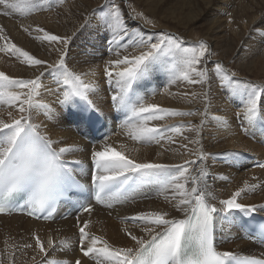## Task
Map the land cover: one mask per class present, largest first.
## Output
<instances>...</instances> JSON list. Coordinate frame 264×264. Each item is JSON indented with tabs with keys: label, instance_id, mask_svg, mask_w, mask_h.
Masks as SVG:
<instances>
[{
	"label": "snow or ice",
	"instance_id": "obj_1",
	"mask_svg": "<svg viewBox=\"0 0 264 264\" xmlns=\"http://www.w3.org/2000/svg\"><path fill=\"white\" fill-rule=\"evenodd\" d=\"M0 5L17 11L25 5L44 10L42 6L33 4L32 0H0ZM141 15L137 13L133 18ZM97 23L98 28L107 34L103 39L108 44L109 51L116 50L117 58L105 61L104 74L108 82H114L116 86V91L111 95V103L117 112L123 113L122 125L132 126V131L128 133L132 139L145 144L159 143L165 139L174 142L165 133H179L182 126L168 129L150 126V121L162 120L166 116L196 115L148 103L137 93L136 89L140 84L166 65H170L167 69L170 83L183 80L190 84L210 85L214 75L220 81V86L228 89L229 95L239 99L241 108L237 112V118L242 123L246 121L249 126L259 125L264 129V84L241 81L236 78L235 72L230 73L220 62L209 68L207 63L213 53L206 41L185 45L181 37L160 33L154 37L153 42L152 37L145 38L128 30L121 8L115 3L101 9ZM2 31L0 28V32ZM36 31L43 33L44 40L61 45L57 49L59 59L56 62L48 63L38 59L14 43L6 44L0 51L19 54L23 58L22 62L29 66L47 65L45 72L57 85L63 86L57 103L69 110L71 123L78 128L102 124L104 113L90 98L96 95L99 85L94 80L85 82L83 79L85 75L94 77L96 72L77 73L68 66L70 43L76 37H62L44 29ZM0 39L6 38L0 36ZM122 48L125 51L128 48L140 51L138 54L121 56L119 50ZM83 55L89 54L85 52ZM201 64L204 67H199ZM45 72L34 79H16L0 72V101L16 108L19 113L11 122L0 119V214L20 211L36 218L43 214V218L48 220L54 217L57 206L61 202L71 201L73 195L88 193L97 203L112 207L114 203L126 199V192L136 181L157 183L165 190L171 188L179 195L176 208L183 213L182 218L169 217L163 211L142 212L127 218L138 224L149 239L132 235L125 228L124 231L137 246L121 248L113 247L102 237L86 231L90 222L85 221L79 227V246L83 256L94 259L96 264H264V258L218 251L215 244L217 230L223 231L226 226L236 223L239 219L236 213L250 215L256 212L257 205L238 202L242 193L255 190L256 186L249 185L247 181L243 188L237 189L228 199L219 200L218 204L211 203L216 197L204 183L208 175L205 168H198L197 174L189 177L187 165L196 164V160L185 161L183 165L137 162L108 144L105 137L103 146L91 152L93 172L90 185L81 183L77 179L76 166L82 168L83 162L66 158L80 149L75 146L56 147L60 141L51 139L46 132L41 131L40 124L33 122L34 112L41 108L49 119L57 116L51 105L41 104L36 99L43 87L41 77ZM204 100L205 113L201 115H206L211 102L208 92L204 93ZM64 119L61 115L57 126ZM221 123L226 124L227 121ZM203 124L202 120L200 125H193L190 130L199 134ZM194 142L199 143V140ZM183 147L187 148V145ZM206 156L201 150L197 159L203 162ZM258 166L264 168V164ZM173 169L176 171L173 172ZM189 179L192 187L187 189ZM76 203H80L79 200ZM81 207L84 212H91L90 205ZM242 226L249 227V224ZM256 238L264 243V227L258 230ZM47 243L50 248L54 245L51 238ZM59 244L63 248L69 242L61 240ZM36 246L40 253L47 256V250L38 237ZM75 264H81V261L77 259Z\"/></svg>",
	"mask_w": 264,
	"mask_h": 264
},
{
	"label": "bare ground",
	"instance_id": "obj_2",
	"mask_svg": "<svg viewBox=\"0 0 264 264\" xmlns=\"http://www.w3.org/2000/svg\"><path fill=\"white\" fill-rule=\"evenodd\" d=\"M169 1L183 5L184 2L189 0ZM109 2L110 0H104L103 5L107 6ZM32 3L42 6L44 10H40V7L25 5L17 11L19 13L17 23L10 22L8 16L1 13L6 8L4 5H0V28L3 29L0 36L6 38L0 39V48H4L8 43H14L17 47L29 52L38 59L54 63L59 59L57 49L61 45L44 40L43 33L36 31V29H44L50 34L62 37H76L70 43V46L79 41L80 37L82 39L84 37L85 43L82 42L88 45L85 50L89 55L82 57L87 62H72V66L69 68L77 73L96 72L94 77L85 75L83 79L85 82L94 80L99 85L96 95L90 98L95 101L106 116L104 131L108 133L106 140L108 144L137 162L183 165L185 161L196 160V164L187 165L189 167V177L196 175L198 168H205L208 175L204 183L207 184L208 190L216 197V200L210 201L211 203L218 204L219 200L228 199L237 189L243 188L244 182L247 181L249 185L256 186L255 190L242 193L241 197L238 198V202L245 205H257L255 213H264V207H259L264 205V168L257 165L264 164V129L259 125L249 126L246 121L242 123L241 119L237 118V112L241 108L239 99L229 95L228 89L221 87L220 81L214 75L210 85L190 84L183 80L170 83L167 70L170 65L157 69L147 81L137 87V93L143 96L148 103L157 104L162 108L177 109L181 112H192L196 115L166 116L162 120L150 121V126H160L168 129L182 126L179 133L175 131L165 133L174 142L165 139L159 143L145 144L134 140L128 134L132 131V126L122 125L121 120L124 119V115L118 113L111 103V95L116 91V86L114 82L111 85L108 84L104 68L105 61L116 59L117 56L115 49L109 51V46H102V39H96V37H99L97 17H99L100 12L95 15L94 22L92 21L93 25L87 26L78 22V18L75 20L76 10L75 5L72 4L73 2L32 0ZM116 3L121 8L128 30L139 33L145 38L152 37L153 42H155L154 37L157 35L152 31L159 29L161 33L181 37L185 41V45H189L195 41L194 37H191L195 32L194 30L197 27H205L190 24L187 26L172 25L171 28H167L162 22V20H166L165 16L158 15L159 11L151 6L148 8V12L152 17L151 26H149L140 22L139 19L133 18V13L124 0H118ZM191 4L201 5L209 10L211 14L216 9L228 10L232 14V23L235 28L233 33L241 26L246 34L252 33L251 28L254 25L259 21L264 22V0H232L220 6L217 5V0H194ZM260 7L262 8L261 15L254 16ZM97 8L99 6L94 5L90 7V10L94 11ZM171 20L173 22L172 18L167 19V21ZM205 28L208 31L205 33L206 41L210 45H215L218 31L222 28L221 21L214 20L211 27ZM255 39L257 42L241 43L239 48L231 51L229 57L217 59L213 53L207 66L212 68L214 63L220 62L230 73L235 72L237 79L254 84H264V40L260 36H255ZM119 51L123 56L125 54H138L140 49L128 48L125 51L122 48ZM103 54H109L110 56L102 59L104 62L102 67L92 63H98ZM22 60L23 58L19 54L0 51V72L16 79H34L40 76L41 72H45L47 68L46 64L29 66ZM75 60L73 59V61ZM86 64L87 69L83 72L81 67ZM199 67H204V65L201 64ZM210 75L212 74L210 73ZM41 79L43 87L36 99L41 104L51 105L57 116L55 119H49L45 110L41 108L38 112H34L33 122L40 124L41 131L46 132L51 139L60 141V144L56 147L75 146L80 149L66 158L82 161V168L76 166L78 168L77 175L90 182L92 175L91 152L99 150L105 140L94 143L88 140L90 136L88 127L78 128L74 123H71L72 117L69 115V110L62 108L57 103L58 99L61 98L63 86L57 85L47 72ZM205 92L209 93L211 102L208 105L206 115H201V113H205ZM9 113H11V116ZM61 115L65 119L57 126ZM18 116L19 113L16 108L0 101V119L11 122L13 117ZM202 120L204 124L199 134L190 130L193 125H200ZM221 121H227V123L222 124ZM197 140H199V143L194 142ZM184 145H187V148H184ZM201 150L207 154L203 162L197 159ZM239 150L241 151L238 152ZM172 171L175 172L176 170L173 169ZM191 187L192 183L189 179L186 188L190 189ZM178 202L179 195L174 193L171 188L165 190L161 184L145 183L138 180L127 191L126 199L123 202L114 203L112 207H107L106 204L96 205L91 209V212H86L80 217L56 219L54 222L35 220L24 214H0V218L7 220L4 223L6 230L18 234L21 240L31 237V248L40 254L43 264H49V262H53V264H74L77 259L81 261V264H96L94 259L84 257L80 251L79 227H82L85 221L90 222L86 231L92 235L102 237L113 247H136L135 241L124 231L125 228L137 237L149 239V236L141 231L138 224L127 218L134 217L138 213L152 211H163L167 212L169 217L182 218L183 213L177 211L176 208ZM37 237L47 250V256L39 252L36 246ZM49 238L54 242L51 248L47 243ZM61 240H67L69 242L68 246L62 248L59 244ZM215 244L220 251L229 250L240 255L264 258V243L248 235L241 228L238 220L231 226H226L223 231L217 230ZM238 250L241 252L237 253ZM0 264H19V262L13 258L10 250L0 256Z\"/></svg>",
	"mask_w": 264,
	"mask_h": 264
},
{
	"label": "rangeland",
	"instance_id": "obj_3",
	"mask_svg": "<svg viewBox=\"0 0 264 264\" xmlns=\"http://www.w3.org/2000/svg\"><path fill=\"white\" fill-rule=\"evenodd\" d=\"M67 1L71 3L73 2L72 4L75 5V10H76L75 20L78 18V22H80L83 25L89 26V25H93L92 21L95 15L98 12H100L102 8L111 6L113 3L117 4L116 2L118 0H110L107 6L103 5L104 0H65V2ZM193 1L194 0H189L188 2H184L183 5H179L169 0H127V1L124 0L125 4L131 9V12L133 13V17H135L137 13L142 14L141 17L137 19H139L140 22L146 25H149V26H151V18H152L148 12V8L150 6L153 7L155 10L159 11L158 15L165 16L166 20H162V22L164 25H166L167 28H171L172 25L187 26L190 24H197V25H201L205 27H211L212 22L214 20H220L222 23V28L220 31H218V35H217L218 38H217V42L215 45H210L206 41L205 33L208 31H207V28L205 27H197L196 28L197 32H196V29L194 30L195 31L194 34L190 36L192 38L194 37L195 41L189 44V45H192L201 40L206 41L207 44L209 45L210 51L214 53V56L217 59L229 57L231 55V51L232 50L235 51V49L239 48V45L243 42H248V43L254 42V41L257 42L255 39V36H260V38L264 40V37L262 35V33H264V22L262 23L261 21H259L256 25H254L251 28L252 33L246 34L242 26L235 33H233V29L235 28L232 23V14L228 10L216 9L212 11L213 14H211L210 11L204 8L203 6L198 5V4H191ZM198 1H201V0H198ZM230 1L232 0H217L218 2L217 5L220 6L223 3L230 2ZM94 5H98L99 8L94 9V11L90 10V7ZM1 13H4V15L8 16V19L10 22L17 23L19 21L17 20L19 17V13L17 12V10L5 9ZM261 13H262V8L260 7L257 9L254 16H260ZM168 18H172L173 22L172 20L167 21ZM98 19L99 17H97V20ZM97 32H98L99 37H96V39L97 40L102 39V43H101L102 46L108 47V44L103 39V37L106 34L100 29H98ZM152 32L158 35L161 33V30L158 29ZM82 41L85 43L84 37L83 39L80 37L79 41H76L75 43L71 44L70 46L71 56L68 59L69 67L72 66V62L85 61L82 56H84L83 53L86 52L85 48L88 45L83 44ZM107 56H110V55L103 54L98 63L96 62H92V63L98 64L100 67H102L104 63L102 59ZM73 59L74 60L76 59L77 61L76 60L73 61ZM92 68H95V67H92ZM86 69H87V64L81 67V70L83 72ZM108 84L111 85L110 83ZM240 151L241 150H239L238 152ZM5 221L7 220L0 218V256L11 250L13 254V258L17 260L19 264H43L41 262L40 254L36 253L35 249L31 247H28V248L24 247V245H32L31 237H27L21 240L18 234L11 233L6 230V225L4 224ZM229 252H232V251H229ZM239 252L241 251L238 250L237 253ZM33 257H35V259H33Z\"/></svg>",
	"mask_w": 264,
	"mask_h": 264
}]
</instances>
